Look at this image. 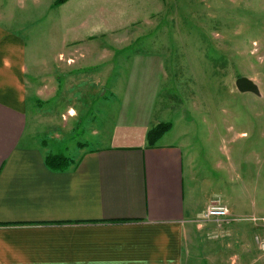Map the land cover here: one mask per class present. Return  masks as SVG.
<instances>
[{"label": "rangeland", "instance_id": "374dc122", "mask_svg": "<svg viewBox=\"0 0 264 264\" xmlns=\"http://www.w3.org/2000/svg\"><path fill=\"white\" fill-rule=\"evenodd\" d=\"M55 1H33L19 15L27 19L8 21L27 42L30 141L71 159L98 146L112 132L133 56H161L155 125L171 126L160 142L190 158L195 200L208 196L226 211L200 222L206 236L198 231L187 259L260 264L241 245L264 258L255 240L264 236V0ZM238 77L259 94L238 92ZM209 242L219 251L212 262Z\"/></svg>", "mask_w": 264, "mask_h": 264}, {"label": "crops", "instance_id": "0c3cea01", "mask_svg": "<svg viewBox=\"0 0 264 264\" xmlns=\"http://www.w3.org/2000/svg\"><path fill=\"white\" fill-rule=\"evenodd\" d=\"M33 1L0 0V264H190L188 244L207 233L200 222L209 197L195 200L183 147L160 142L165 134L147 142L159 118L161 56H133L112 132L93 149L82 146L76 164L54 169L46 155L57 153L27 134V42L9 25L27 19L19 15ZM210 243L212 262L219 251Z\"/></svg>", "mask_w": 264, "mask_h": 264}, {"label": "trees", "instance_id": "16d2710c", "mask_svg": "<svg viewBox=\"0 0 264 264\" xmlns=\"http://www.w3.org/2000/svg\"><path fill=\"white\" fill-rule=\"evenodd\" d=\"M69 0H56L55 5H63ZM170 124L159 123L152 126L147 133V142L149 146L155 145V143L165 134L170 128ZM46 163L54 169L64 170L66 167L76 164V161L64 156L63 154H47Z\"/></svg>", "mask_w": 264, "mask_h": 264}, {"label": "built area", "instance_id": "2783aa9c", "mask_svg": "<svg viewBox=\"0 0 264 264\" xmlns=\"http://www.w3.org/2000/svg\"><path fill=\"white\" fill-rule=\"evenodd\" d=\"M218 212H221L222 214H224L226 211H225L224 207L208 205L206 208L204 221L211 222V223H213V221H215V222L221 221L222 218L218 215L219 214ZM215 213H217V214H215ZM255 240H256V243H257L260 251L264 253V236L262 238L256 236Z\"/></svg>", "mask_w": 264, "mask_h": 264}, {"label": "water", "instance_id": "95a60500", "mask_svg": "<svg viewBox=\"0 0 264 264\" xmlns=\"http://www.w3.org/2000/svg\"><path fill=\"white\" fill-rule=\"evenodd\" d=\"M235 87L240 93H253L256 95L259 94L257 85L247 77H238L235 81Z\"/></svg>", "mask_w": 264, "mask_h": 264}, {"label": "bare ground", "instance_id": "6f19581e", "mask_svg": "<svg viewBox=\"0 0 264 264\" xmlns=\"http://www.w3.org/2000/svg\"><path fill=\"white\" fill-rule=\"evenodd\" d=\"M70 113H73V112H70ZM70 113H69V114H70Z\"/></svg>", "mask_w": 264, "mask_h": 264}]
</instances>
